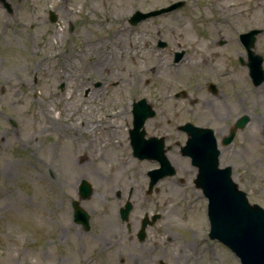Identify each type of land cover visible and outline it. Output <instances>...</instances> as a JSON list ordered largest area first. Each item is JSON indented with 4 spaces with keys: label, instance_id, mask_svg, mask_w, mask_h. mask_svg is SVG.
<instances>
[{
    "label": "rangeland",
    "instance_id": "1",
    "mask_svg": "<svg viewBox=\"0 0 264 264\" xmlns=\"http://www.w3.org/2000/svg\"><path fill=\"white\" fill-rule=\"evenodd\" d=\"M9 1L12 15L0 4V264H56L60 256L63 263L59 264H70L69 258L72 264H87L92 255L99 256L89 264H104L120 248L124 255L130 250L155 253L153 259L167 255L168 264H239L225 245L212 243L206 235L202 206L206 200L189 178L184 186H175L187 198L165 194L171 200L169 211L154 220L141 246H135L138 241L129 245L124 238L122 246L96 250L102 245L100 239L71 220V201L77 200L89 214L95 234L100 227L117 232L124 226L117 222L118 202L111 189L118 179L125 180V188L144 187L147 170L157 166L156 160L133 156L128 139L132 101L145 97L162 109L147 121L146 133L159 136L170 131L166 155L177 159L176 173L183 172L180 165L193 172L179 151L185 134L176 128L181 121L177 114L181 117L189 110L191 121L214 130L220 165L231 164L232 178L249 202L264 208V81L252 85L247 68L236 59L247 61L238 34L261 28L253 50L262 55L264 69V0H184V9L138 25L128 20L135 9L150 10L175 0ZM49 10L57 15L54 22L49 20ZM167 37L172 41L168 47H157L156 41ZM219 39H225V44L218 46ZM179 49L203 53L207 63L167 66L166 54L162 67H151L154 59L148 57ZM209 83L230 96L212 93ZM246 87L245 102L252 104L247 110L250 120L224 146L220 139L235 117L215 112L223 110L225 103L231 106L235 88ZM180 90L185 94L175 97ZM46 109L56 120L71 111L63 118L71 125L57 126L56 120L45 117ZM101 176L109 181L100 185ZM81 178L95 189L85 199L77 191ZM171 182L166 178L160 185L169 189ZM103 191L109 192L107 198L102 197ZM136 200L131 217L158 209L153 198L142 192ZM183 210L188 211L189 221L178 217ZM194 214L199 215L196 225L191 224ZM130 223L138 225L135 220ZM85 242L90 245L84 246Z\"/></svg>",
    "mask_w": 264,
    "mask_h": 264
},
{
    "label": "water",
    "instance_id": "2",
    "mask_svg": "<svg viewBox=\"0 0 264 264\" xmlns=\"http://www.w3.org/2000/svg\"><path fill=\"white\" fill-rule=\"evenodd\" d=\"M7 12L12 13L11 3L7 0H0ZM182 1L174 2L166 7L155 9L149 12L135 11L130 21L135 23L150 15L159 14L172 10L182 5ZM50 19L55 20L56 16L50 13ZM260 29H250L240 34V39L245 46L249 57V75L254 83L258 85L264 79L262 68V56L254 53L251 49L254 45L256 34ZM133 128L130 130V139L133 153L138 157L158 158L161 167L152 170L150 184H153L158 177L173 173V169L167 160L162 138L149 137L143 139L144 130L140 129L145 118L152 116L153 111L145 99L133 102ZM247 116L236 119L230 129L229 135L222 140L224 144L229 143L237 128H242L248 121ZM185 129L189 131V138L183 147V153L189 155L192 163L198 167L197 186L202 187L204 194L208 197V215L210 219V232L212 238H219L226 243L240 258L241 264H264V208L258 204L250 205L247 202L245 192L237 188L230 176V167H218L219 150L216 148L215 137L210 128H200L186 124ZM264 135V127H263ZM80 194L86 197L89 194V186L82 181L79 186ZM74 205V215L86 228L89 227L87 213ZM129 210V205L122 210L125 216ZM139 232V237L143 238V227Z\"/></svg>",
    "mask_w": 264,
    "mask_h": 264
},
{
    "label": "flooded vegetation",
    "instance_id": "3",
    "mask_svg": "<svg viewBox=\"0 0 264 264\" xmlns=\"http://www.w3.org/2000/svg\"><path fill=\"white\" fill-rule=\"evenodd\" d=\"M179 9H184V6H182ZM202 38H205V39L209 38L210 39L211 37L210 36L209 37L205 36V37H202ZM162 41L164 42V44L162 46H160L161 49L162 48H164V49L167 48L168 45L172 42L170 37L162 39ZM216 42H217L218 46H220V45L225 44L226 40L225 39H219ZM178 44H180V43L178 42ZM156 45L158 46V40L156 41ZM176 51L177 50H173L171 53L168 52V51L167 52L162 51V54H160L159 57H157V56L156 57H148V61H151V60L154 59V63L151 64L152 68H155V65L156 66L159 65V67H162V65H160V64H162L163 62H161V61H164V58H165L166 54H169V56L167 57V61L165 60V65H167V66H177V67H182L183 68L184 66L193 67V66H196V65H204V64L207 63V57H205V54L196 52V50L192 51L190 49H187V50L183 49V50H181L182 51L181 55L178 58H177V55L175 53ZM212 54L216 55L217 51L214 50L212 52ZM150 55L151 54H149V56ZM240 58L241 57H238L236 59H238L240 61V63L242 65H244L245 62L241 61L242 59H240ZM155 60H156V63H155ZM100 63H102V61H100ZM220 83H221L220 85H222V86L225 85L223 82H220ZM100 84H101L100 82H98V83L96 82L95 86L98 87V86H100ZM208 88H209V90L212 93H220L224 97L230 96L228 91L225 92L224 89H222L220 87H217L216 85H215V87H210L208 85ZM219 89H220V92H219ZM241 92H244L245 95H243ZM232 93H233V95H232L233 97L231 96V98H230V100L232 102L231 106H229V104L225 103L224 109L223 110H217L215 112L216 115L219 114V116L220 115L234 116L235 118L236 117H240L242 115H248V113H247L248 111L247 110L251 109L252 104L250 103V101L249 102L248 101L245 102V99L248 96L247 87L244 88V89L242 88V90L241 89L238 90V89L235 88L234 92H232ZM151 105H152L155 113H154V115L152 117L147 118L145 120L144 125H143L144 129H145V126L147 125L146 124L147 121L149 119H152L153 117H155L157 110L158 111H162V109H161V107L159 105H157L155 103L151 104ZM177 117L181 118V121H179V123L176 124V128L178 130L184 132L185 137H187V133L181 128V126L184 125L186 122H193L195 124H197V123L195 121H191L190 120V118H189V110H187L185 113L182 112L181 113V117H180L179 114H177ZM184 118H186V119H184ZM170 121H171L170 119H167L166 120V124L171 125L172 122H170ZM156 124H158V123H156ZM145 131H146V129H145ZM166 132L167 133L161 134L159 136H162L164 138L165 147H166V151H167L170 147H169V145L166 144V141L171 140V139H170V136H169L170 131L167 130ZM179 151H180V154L182 155V157L188 158L187 156L182 154L180 148H179ZM170 161H171L172 164L174 162V164H173L174 167L177 165V163H176L177 159H174V160L171 159ZM188 164L191 166V168H193V172H191L192 170L188 169L185 165H180L179 167L181 168V170L183 172L182 173H176L177 170H176V167H175V173L174 174H172L170 176H166V177L161 178L160 180H158L151 190L147 189V184H145L144 187L141 184H138L137 186L128 185V188H125V185H124L125 180L124 179H118L117 180L118 184H116V188H113L111 190H112V193H113V197L116 198V200L118 202L116 218L118 219V221L125 222L126 223L125 226L118 227L117 232L115 230H110L108 228L100 227V228H98V232H96V234H95V232H92V230H90V229L86 230L83 226H81L83 228V232H88L91 237L94 236L93 237L94 239H96V238L100 239L102 245L98 246L96 250L104 251V249H106L107 250L106 252H108L109 250L117 248V246H122L121 242L124 240V238L127 240V244H129V245H132V244L135 245V241H138L139 245H135V246H141V242L146 240L147 237H148V232H149L150 227H153V225H154L153 223H155V221H154V222H152L151 225H149V226H147L145 228V238L143 240H140L138 238V231L140 229V223H141L142 219L146 218V221H150V220H152V217L154 215H156V219H161L163 217H166L165 212L169 211L167 208H168V204L170 203L171 200L168 198V196H165V194L166 193L169 194V192H171V193H175V197L187 198L188 197L187 193H182L181 194L180 190L179 189H175V188L178 185H183L184 186V183L186 182V179H188V178H189V180L192 181L194 188H196V186L194 184V178L196 176V173H195L196 170L193 167V165L190 163L189 158H188ZM166 178H170L171 181H172L171 185L169 186V189L160 185V183ZM100 179L101 180H98L100 182V185L103 184V183H106L107 181H109V178L107 180H104L102 176H101ZM94 190L95 189H93L92 192ZM139 192H142L144 194V196H151L153 198V205L154 206L156 204L158 205V209H155V211H152L151 214L148 215L149 217L148 216L146 217V215L148 214L147 211H144V213L140 217L139 216L131 217L132 216L131 215V211L133 210V207L136 204V201H137L136 199L138 197ZM177 192L179 194H176ZM108 194H109L108 191L107 192L103 191L101 193L102 197H106V198L108 197ZM162 198H166V199L160 200ZM128 200L131 201V205H132L131 207L132 208H131V211L128 214L127 219H122L121 215L119 213V210H120V208H122V206ZM151 202H152V200H151ZM186 206L188 207L187 203L184 204V206H182V207L183 208H187ZM188 216H189V213H188L187 210H183L182 213H179V215H178V217H181V219L184 220V221H189L188 220ZM71 220H73V217H71ZM132 220H135L138 223V225L133 227V225L130 223V221H132ZM198 220H199V215H196V214L192 215L191 224L192 225H196ZM86 244H88V243L85 242L84 246H86ZM88 245H90V244H88ZM149 249H151L153 251L154 250V246L150 247ZM120 250H121V248L118 250V252L113 253V257H111L112 256V254H111L110 256H107L104 259L105 255H106V253H105V255L104 256L102 255L100 257V259H102V257H103L104 264H164V263L166 264L167 262H171V260L168 259L167 255H158V257L156 256V258L153 259L154 256H155V253L138 254V253H133V251L130 250L127 254L124 255V254L120 253L121 252ZM90 253L91 254L93 253L92 250H90ZM98 256L99 255H97L96 257L94 255H92V257L90 256L89 257L90 262L92 260H94L95 258H97ZM109 257H111V258H109ZM61 258L62 257L60 256L59 259L57 260L58 264L60 262L63 263ZM166 258H167L168 261H166ZM69 259L70 260H68V262L70 264H72V258H69ZM127 261H128V263H127ZM66 262H67V260H66ZM177 264H179V263H177Z\"/></svg>",
    "mask_w": 264,
    "mask_h": 264
},
{
    "label": "bare ground",
    "instance_id": "4",
    "mask_svg": "<svg viewBox=\"0 0 264 264\" xmlns=\"http://www.w3.org/2000/svg\"><path fill=\"white\" fill-rule=\"evenodd\" d=\"M80 1H82V0H75V2H80ZM98 0H84V3L86 4H92V3H96ZM123 2H131V1H139V0H122ZM118 31V32H117ZM116 32L117 33H120V31L119 30H117ZM71 112V111H70ZM69 110H66V112L64 113V115H62V116H59L58 117V119L56 120V119H53V117H52V115H51V110H45V112H44V114H45V117L46 118H48V119H50V120H56V122H57V126H60V125H65V126H70L71 124H69V123H67V121L65 120V119H63V118H65L66 117V115H68L69 113ZM123 112V111H122ZM250 118V117H249ZM66 123H67V125H66ZM114 134H115V132H114ZM253 139H254V142L255 141H257V135H254V137H253ZM68 162H69V164H70V168L73 170L74 168V160H73V158H69L68 159ZM76 181H78V179L76 180ZM39 221H40V218H39Z\"/></svg>",
    "mask_w": 264,
    "mask_h": 264
}]
</instances>
